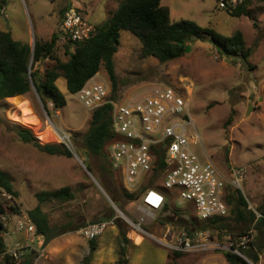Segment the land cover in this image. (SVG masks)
Instances as JSON below:
<instances>
[{"label": "rangeland", "instance_id": "rangeland-1", "mask_svg": "<svg viewBox=\"0 0 264 264\" xmlns=\"http://www.w3.org/2000/svg\"><path fill=\"white\" fill-rule=\"evenodd\" d=\"M120 1L77 0L76 4L84 19L97 26L111 17ZM259 1L245 3L241 6L240 15L233 16L219 9L215 0H161V5L169 9L171 22L180 19L193 20L200 26L213 28L221 36H231L234 31L240 30L247 47L253 46L258 40V45L247 62L239 56H221L210 42V38L204 36L193 38L190 51L185 55L161 63L153 56L142 55L140 39L128 30L120 31L119 44L113 60L118 78L114 97L135 95L156 84H168L183 90L179 94L184 99H189V114L193 120V126L187 127V135L192 137V134H197L198 142L191 145L194 152L201 160H205V154L209 156L225 174L233 167L245 169V177L239 180L240 191L251 204L262 207L264 3L259 4ZM69 3L70 0H7L5 7L0 10V30L10 31L14 39L27 41L32 47L35 39L48 40L53 33L58 34L61 13ZM56 45L55 54L61 60H66L70 54L64 53V45L59 41ZM31 62L32 58L29 61L30 71L37 69L41 75L46 66L52 63L48 59L35 64ZM95 78L111 87L103 64ZM55 83L65 98V104L56 109L50 102L45 108L33 87L24 95L0 98V171L8 175L15 193L12 198L9 193L0 191V201L9 206L10 213H18L21 216L40 205L47 214L52 232L57 233L47 244L42 237L37 243H33V264H81L88 254L92 262H95L93 258L96 262L103 261V258L108 257L107 249L103 254L97 250L90 253L89 241L81 237L77 229L109 215H120L117 209L135 219L141 215L140 211H135L139 198L129 200L124 195L122 177L110 170V163L104 156L107 145L104 152L98 155L85 150L83 136L90 125L92 111L84 107L75 94L67 91L62 76ZM184 91L190 92V96ZM27 111L31 116L25 117ZM229 117L231 121L226 124ZM48 119L72 138L73 148L79 159L73 153L69 157L43 152L32 142L20 139L18 129L28 128L42 145H63ZM79 160H82L84 165L85 161L90 164L89 172L86 171V165L84 167ZM63 186L70 187L71 199L48 198L39 202V193ZM109 199L113 200L116 208L112 207ZM10 201L15 202L17 211L10 208ZM170 207L176 206L171 203ZM182 209L177 210L182 217L189 220L198 219V213L192 206L185 205ZM156 214L155 220L147 218L143 227L155 235H160L163 226L158 219L161 213ZM170 214L173 215L172 212ZM16 219V215L11 217L4 234L9 248L22 237L21 233L14 230ZM118 223L126 227L124 237L116 227L117 232L115 231L113 237L119 247L129 244L131 234L133 239L135 238L133 242L141 241V236L134 237L121 218H118ZM197 223L201 225L203 222ZM213 234L218 242L227 243L228 240L221 237L222 233ZM100 237L103 240L108 239L105 233ZM235 240L238 241L237 238ZM125 249L131 250L130 255L128 253L130 264H165L172 260L169 251L150 238H146L140 247L128 245ZM141 251L143 254L139 257ZM260 256L254 264H264V250ZM124 258L129 260L126 252ZM175 261L177 264L226 262L224 250L221 249L184 254ZM109 262L103 261L104 264Z\"/></svg>", "mask_w": 264, "mask_h": 264}, {"label": "built area", "instance_id": "built-area-1", "mask_svg": "<svg viewBox=\"0 0 264 264\" xmlns=\"http://www.w3.org/2000/svg\"><path fill=\"white\" fill-rule=\"evenodd\" d=\"M76 1L70 0L61 15L58 40L62 44L88 39L95 30V26L84 19ZM215 1L219 9L231 13L245 3L259 0ZM111 90L101 80L91 77L75 96L91 111L105 104L110 105L114 135L107 146L109 162L113 171L122 177L124 191L138 193L135 211H140L141 215L133 219L117 209L120 215L114 214L81 225L77 233L87 240L96 239L109 227L116 226L118 218H121L131 231L154 240L169 252L189 254L221 249L241 256L248 264H254L240 250L252 241L254 229L238 238L236 243L230 240V235H224V239L228 240L225 244L218 242L210 231L199 228L187 232L171 225H162V233L155 235L143 227L147 218L155 220L156 213H162L166 204L171 203L180 209L185 205L192 206L198 213V219H194L199 222L228 216L227 188L241 189L239 180L245 177L246 171L233 167L225 174L206 154L205 160L197 156L191 147L198 142L197 134H192V137L187 135V127L193 126V120L189 114V99L179 94L183 90L168 84H156L148 90L121 98H114ZM184 92L190 96V92ZM48 121L58 140L76 156L72 138L63 129H58L50 119ZM245 199L248 209L255 215L254 222L264 217V204L257 207ZM109 200L112 207L116 208L114 202ZM11 214L9 206L6 212L0 211L4 231L11 217L16 215L14 230L25 234L24 247L34 249L33 243L44 237L35 236V226L27 214ZM15 246L8 252L18 258L23 253L19 243Z\"/></svg>", "mask_w": 264, "mask_h": 264}, {"label": "trees", "instance_id": "trees-1", "mask_svg": "<svg viewBox=\"0 0 264 264\" xmlns=\"http://www.w3.org/2000/svg\"><path fill=\"white\" fill-rule=\"evenodd\" d=\"M260 2L264 3V0H260L259 4ZM6 3L7 0H0L2 8L5 7ZM241 9L240 6L230 14L239 16ZM245 14L249 15L248 13ZM121 30H128L140 39L142 55L153 56L161 63L188 53L193 38L208 36L221 56H239L246 62L258 45V40H256L253 46L247 47L240 30L234 31L231 36H221L213 28L200 26L193 20L180 19L171 22L169 9L161 5V0H121L110 18L105 23L95 26L91 37L62 44L65 47L64 53L70 54L66 60H61L55 54L58 43V34L56 33H53L48 40L35 39L33 47H31L27 41L14 39L10 31L0 30V98L24 95L33 87L45 108L47 103L51 102L53 108L56 109L65 104L64 95L55 83L59 77L62 76L65 79L67 91L74 94L99 71L102 64L111 83L112 96L114 97L117 91L118 78L113 56L117 51ZM31 57L32 64L45 59L51 60L52 63L46 66L41 75L37 69L30 71L29 61ZM230 118L226 124L231 121ZM90 120L88 130L83 136V145L88 153L98 155L104 152L105 145L108 146L114 135L111 126L110 105L105 104L93 110ZM18 135L22 141L32 142L35 147L43 152L72 156L71 151L62 144H40L28 128H19ZM104 156L109 162L107 151ZM85 165L88 170L91 169L90 164H86V161ZM110 170L113 171L111 165ZM2 190L11 194L12 198L13 195L15 196L8 175L0 171V191ZM123 192L129 200L139 196L138 193H127L124 190ZM37 197L39 202L46 201L48 198L68 200L72 198V193L69 186H63L53 191H42ZM226 202L230 209L228 216L203 222L201 225H198L195 219H186L177 212V210L183 209L171 208L168 204H166L158 221L163 226L171 225L173 228H181L187 232L192 228H199L210 231L212 235L216 232L220 233L219 235L222 233L223 236L230 235V240L233 243H236V238L238 239L247 234L249 230L254 229L256 234L252 241L248 243L246 248H240V250L253 263L257 262L264 250V217L254 222L255 215L248 209V203L238 188H227ZM10 208H13L14 211L18 209L15 202L11 203ZM6 209V204L0 201V211L6 212ZM171 212L173 215L170 214ZM163 213L166 214L162 215ZM27 215L35 226V236H43L45 244L57 235L56 232H52L47 214L40 205L29 210ZM117 228L120 235L124 237L126 227L118 223ZM4 232L6 231L0 222V263L33 264V249L24 247V233H21L22 237L17 241L21 245L23 254L14 258L8 252L10 248L6 244ZM96 239L88 240L90 253L97 248L98 241ZM123 240L126 241L125 238ZM15 245L13 247H16ZM169 254L172 260L165 264H177L175 259L184 255L180 252H169ZM118 255L116 264H126L124 244L119 248ZM224 257L225 264H248L241 256L230 251H224ZM81 264H93L90 254L82 259Z\"/></svg>", "mask_w": 264, "mask_h": 264}, {"label": "crops", "instance_id": "crops-1", "mask_svg": "<svg viewBox=\"0 0 264 264\" xmlns=\"http://www.w3.org/2000/svg\"><path fill=\"white\" fill-rule=\"evenodd\" d=\"M61 15H62V13H61ZM60 18H61V16H60ZM65 84H66V82H65ZM109 216H107V217H109ZM107 217H105V218H107ZM105 218H101V219H105ZM98 220H100V219H98ZM116 227H117V225L116 226L109 227L107 229V231L104 232L107 235L108 239H104L103 240L102 237H100L101 236L100 235L99 236L100 239H98V242H97V248H96L97 252L99 251L101 254H103L104 253V250L107 249L106 250L107 253H108L107 259H105L103 257L102 258H103V261H108L109 260L110 262L108 264H116V262L118 260V257H119L118 252H119V248L121 246L120 247L118 246L117 242L114 241L115 240V237H113L114 234H116V232H117L116 231L117 230ZM131 232L135 235L134 237L141 236L142 239H141L140 242H136V241L133 242L135 240V238L133 239V236L131 234V237H130V240H129V244L128 245H133L135 247H138V246L140 247V245L146 239V237H144L142 235H139L136 232H133V231H131ZM104 233H102V234H104ZM254 233H255V231H254ZM254 236H255V234H254ZM128 245H126V246H128ZM126 246L124 245L125 248H126ZM117 249H118V252H117ZM164 250H166V249H164ZM125 252L127 253V256L129 258V260L127 259V263L126 264H130V260L131 259H130L129 255H130L131 250L130 249L129 250L125 249ZM128 253H129V255H128ZM142 254H143V251H141L139 253V257ZM259 258H261V256H259ZM93 260L95 261V262H92V260H91V262L93 264H104L103 261L96 262L95 258H93ZM133 264H135V263H133Z\"/></svg>", "mask_w": 264, "mask_h": 264}, {"label": "bare ground", "instance_id": "bare-ground-1", "mask_svg": "<svg viewBox=\"0 0 264 264\" xmlns=\"http://www.w3.org/2000/svg\"><path fill=\"white\" fill-rule=\"evenodd\" d=\"M24 106H26V105H24ZM29 109V108H28ZM27 109V110H28ZM31 111V110H30ZM28 115H30V112L29 111H27V112H25V117H28ZM31 116V115H30ZM30 119V118H29ZM28 120V119H27ZM30 121V120H29ZM56 136H57V134H56ZM58 137V136H57ZM78 158V157H77ZM140 236H138V238H139Z\"/></svg>", "mask_w": 264, "mask_h": 264}, {"label": "clouds", "instance_id": "clouds-1", "mask_svg": "<svg viewBox=\"0 0 264 264\" xmlns=\"http://www.w3.org/2000/svg\"><path fill=\"white\" fill-rule=\"evenodd\" d=\"M68 5H66V7H67ZM66 7L64 8V10L66 9ZM3 9V8H2ZM63 10V11H64ZM63 11H62V13H63ZM59 41V40H58ZM32 47H33V45H32ZM32 58V57H31ZM49 60V59H48ZM92 77H95V75L94 76H92ZM90 79V78H89ZM112 89V88H111ZM75 94V93H74ZM51 103V102H50ZM52 104V103H51ZM53 107V106H52ZM58 113V111L56 110V114ZM72 153V152H71ZM76 157H78L77 155H76ZM79 159V158H78ZM82 161V160H81ZM113 201V200H112Z\"/></svg>", "mask_w": 264, "mask_h": 264}, {"label": "water", "instance_id": "water-1", "mask_svg": "<svg viewBox=\"0 0 264 264\" xmlns=\"http://www.w3.org/2000/svg\"><path fill=\"white\" fill-rule=\"evenodd\" d=\"M0 10H2V6H1V4H0ZM79 161H80V163L85 167L83 161H81V160H79ZM86 171L89 172V170H88L87 168H86Z\"/></svg>", "mask_w": 264, "mask_h": 264}]
</instances>
